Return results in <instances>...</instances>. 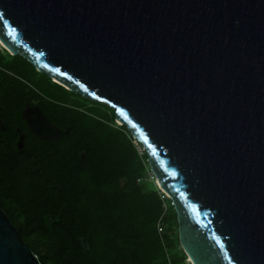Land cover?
I'll use <instances>...</instances> for the list:
<instances>
[{
    "label": "water",
    "instance_id": "95a60500",
    "mask_svg": "<svg viewBox=\"0 0 264 264\" xmlns=\"http://www.w3.org/2000/svg\"><path fill=\"white\" fill-rule=\"evenodd\" d=\"M0 46L115 109L190 264H264V0H0ZM22 117L65 133L35 104ZM0 264H41L1 207Z\"/></svg>",
    "mask_w": 264,
    "mask_h": 264
},
{
    "label": "trees",
    "instance_id": "16d2710c",
    "mask_svg": "<svg viewBox=\"0 0 264 264\" xmlns=\"http://www.w3.org/2000/svg\"><path fill=\"white\" fill-rule=\"evenodd\" d=\"M6 57L11 62L0 64V207L41 264H190L171 200L147 176V154L116 123L115 109L67 100L64 94L75 92L41 73L37 78L57 97L46 94L25 78L40 73L26 58L0 46V61ZM28 104L65 133L36 138L22 117Z\"/></svg>",
    "mask_w": 264,
    "mask_h": 264
},
{
    "label": "rangeland",
    "instance_id": "374dc122",
    "mask_svg": "<svg viewBox=\"0 0 264 264\" xmlns=\"http://www.w3.org/2000/svg\"><path fill=\"white\" fill-rule=\"evenodd\" d=\"M10 58H8V57H6L5 59H3V60H1L0 61V64L2 65V66H7L8 64H9V62H11V60H9ZM16 61H19V59L18 58H16ZM26 67V66H25ZM27 70V69H26ZM23 71V70H22ZM28 71V70H27ZM23 72H25V71H23ZM25 73H27V72H25ZM38 76H43L42 74H41V72L40 73H37L36 74V76H28V75H25V78L28 80V81H30V84L33 86V87H35L36 89H40V90H42L44 93H46V94H49V95H51V96H53V97H57V91H56V89L54 88V87H47V86H45L44 84H43V82L41 81V80H39L37 77ZM44 80V79H43ZM50 88V89H49ZM79 94V93H78ZM65 95V97L67 98V100H80L82 103H85L86 105V107H87V105L88 104H90L89 102H87V101H84V100H88L89 98H87V97H84V96H82V97H84V98H80L79 96H77V93H75V94H64ZM67 95V96H66ZM89 100H91V99H89ZM115 121H116V123L118 124V125H120L121 124V122L119 121V120H116L115 119ZM132 138H133V143L135 144V147L137 148V150H138V153L139 154H142L143 152H144V148L142 147V145H140L139 143H138V141L132 136ZM147 176L150 178V180H154V182L156 183V177H155V175H154V173H153V171L151 170V169H149V171H148V173H147ZM159 188V187H158ZM159 190H160V188H159ZM167 195V194H166ZM180 248H181V246H180ZM187 262H189V259H187Z\"/></svg>",
    "mask_w": 264,
    "mask_h": 264
},
{
    "label": "flooded vegetation",
    "instance_id": "af4514ba",
    "mask_svg": "<svg viewBox=\"0 0 264 264\" xmlns=\"http://www.w3.org/2000/svg\"><path fill=\"white\" fill-rule=\"evenodd\" d=\"M30 105H33V104H30ZM35 105H36V104H35ZM0 126H3V125L1 124V121H0ZM21 134H24V133L21 132ZM24 136H25V134H24Z\"/></svg>",
    "mask_w": 264,
    "mask_h": 264
},
{
    "label": "built area",
    "instance_id": "2783aa9c",
    "mask_svg": "<svg viewBox=\"0 0 264 264\" xmlns=\"http://www.w3.org/2000/svg\"><path fill=\"white\" fill-rule=\"evenodd\" d=\"M160 192H163L161 189H160ZM164 193V192H163ZM165 194V193H164ZM165 196L167 197V195L165 194Z\"/></svg>",
    "mask_w": 264,
    "mask_h": 264
},
{
    "label": "bare ground",
    "instance_id": "6f19581e",
    "mask_svg": "<svg viewBox=\"0 0 264 264\" xmlns=\"http://www.w3.org/2000/svg\"><path fill=\"white\" fill-rule=\"evenodd\" d=\"M121 124H122V123H121ZM121 124H120V125H121Z\"/></svg>",
    "mask_w": 264,
    "mask_h": 264
}]
</instances>
